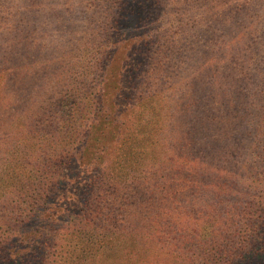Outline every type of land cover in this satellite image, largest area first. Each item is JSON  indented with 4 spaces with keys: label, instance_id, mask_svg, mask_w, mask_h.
I'll return each mask as SVG.
<instances>
[{
    "label": "trees",
    "instance_id": "trees-1",
    "mask_svg": "<svg viewBox=\"0 0 264 264\" xmlns=\"http://www.w3.org/2000/svg\"><path fill=\"white\" fill-rule=\"evenodd\" d=\"M123 1L154 18L119 21L105 64L70 75L55 118L41 106L42 150L0 128V264H264V57L245 55L264 31L233 45L264 0H182L179 19L171 0ZM13 69L0 59V114Z\"/></svg>",
    "mask_w": 264,
    "mask_h": 264
},
{
    "label": "rangeland",
    "instance_id": "rangeland-1",
    "mask_svg": "<svg viewBox=\"0 0 264 264\" xmlns=\"http://www.w3.org/2000/svg\"><path fill=\"white\" fill-rule=\"evenodd\" d=\"M123 2V0H0V59L8 58L14 63L12 72L18 73L20 81L17 85L21 90L18 95L13 96L17 102L0 114V128L4 122H7L9 127L23 124L26 136L23 145L27 147V151L31 146H34L32 149L42 150L40 145L49 139L47 136L43 137L45 131L40 132V124H43L41 122L45 119L42 107L46 108L45 110L50 109V100L54 97L55 118L58 95L64 88L69 87L70 78L85 71L87 74L92 73L97 69V64H105L108 47L104 46L116 36V24L119 21H128L122 27L128 31L130 26L134 27L135 21H149L154 18L148 16L143 19L131 15L132 10L124 7ZM170 3L173 4L174 11L181 10V15L172 19L182 17L184 15L182 0H171L169 5ZM244 5L245 3H242L239 6L235 2L232 8L239 11ZM194 7L192 4V8ZM235 22L240 24L234 29L233 42L234 54L238 56L247 43L253 44V33L261 29L264 31V25L253 23L246 10L241 12ZM129 23L132 24L128 26ZM229 41L230 39H227L225 43ZM245 52L246 61L264 57V48L260 49L261 53L258 50L253 53L251 45ZM23 114L24 120L21 121ZM253 124L262 127L257 129L258 132H255L254 136L263 138L264 120H257ZM31 141L34 145L29 144ZM51 149H53L51 145L46 148ZM21 150L24 151L23 147ZM12 154L13 157L20 155L18 151L10 152V156Z\"/></svg>",
    "mask_w": 264,
    "mask_h": 264
}]
</instances>
